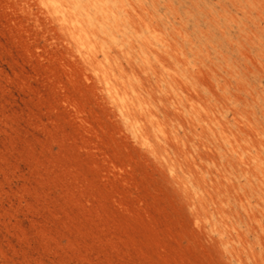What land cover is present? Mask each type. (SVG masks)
<instances>
[{
    "label": "rangeland",
    "instance_id": "obj_1",
    "mask_svg": "<svg viewBox=\"0 0 264 264\" xmlns=\"http://www.w3.org/2000/svg\"><path fill=\"white\" fill-rule=\"evenodd\" d=\"M0 264H264V0H0Z\"/></svg>",
    "mask_w": 264,
    "mask_h": 264
},
{
    "label": "bare ground",
    "instance_id": "obj_2",
    "mask_svg": "<svg viewBox=\"0 0 264 264\" xmlns=\"http://www.w3.org/2000/svg\"><path fill=\"white\" fill-rule=\"evenodd\" d=\"M83 29H84V28H83ZM100 67H101V66H100ZM121 82H122V81H121ZM121 82H120V83H121ZM122 83H123V82H122ZM126 106H127V104H126ZM163 133H164V131H163Z\"/></svg>",
    "mask_w": 264,
    "mask_h": 264
}]
</instances>
